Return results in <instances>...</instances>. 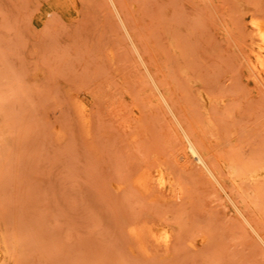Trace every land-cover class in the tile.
Returning <instances> with one entry per match:
<instances>
[{
  "label": "rangeland",
  "instance_id": "rangeland-1",
  "mask_svg": "<svg viewBox=\"0 0 264 264\" xmlns=\"http://www.w3.org/2000/svg\"><path fill=\"white\" fill-rule=\"evenodd\" d=\"M115 1L232 200L178 159L108 0H0V264H264V0ZM157 166L170 187L134 184ZM144 221L169 249L140 250Z\"/></svg>",
  "mask_w": 264,
  "mask_h": 264
},
{
  "label": "bare ground",
  "instance_id": "bare-ground-1",
  "mask_svg": "<svg viewBox=\"0 0 264 264\" xmlns=\"http://www.w3.org/2000/svg\"><path fill=\"white\" fill-rule=\"evenodd\" d=\"M115 15L117 16L118 20L120 21L122 27L126 31L127 35L130 37L132 40V34L127 28V25L125 23V20L116 4L115 0H108ZM251 26L253 30V36L258 40V45L256 48H254V57L256 59V64H255V69L257 72L264 74V18L259 19L252 17L251 18ZM133 47L138 55L139 60L145 67L147 74L159 93L160 99L164 106L166 107L167 111L170 113L171 117L173 118V122L175 123L177 133L179 136V140L181 143L180 147V152L177 154L178 159L181 160L183 166H196L200 169V171L206 176V178L213 183L215 186L219 187L220 190L225 193L230 200V195L228 194L227 190L225 189L223 183L221 182V179L219 177L218 171L214 167V165L211 163L209 156H208V150L207 147L205 149L202 140H199L196 138V136L183 124L182 120L180 117L177 115L175 112L171 102L169 101L168 97L165 95V93L162 91L160 83L157 81L156 77L150 72L144 57L142 53L140 52L138 46L133 42ZM76 107L77 103H76ZM75 107V108H76ZM83 108V107H82ZM85 108V107H84ZM78 113L82 111L80 108L76 109ZM78 114V115H79ZM88 114V113H87ZM83 113H82V118L83 119ZM88 117V116H87ZM80 118V117H79ZM90 119V117H89ZM83 121V120H82ZM84 123L85 120L83 121ZM90 124V123H89ZM86 127V125H85ZM172 178L168 173L161 167L157 166V168L154 171H150L149 169H145L141 171L136 177H134V184L142 188L145 192L147 193H152L153 192V187L151 186V183L154 182L156 185L161 188L165 189L168 186H171L172 183ZM239 212L242 214L240 209L238 208ZM243 215V214H242ZM245 221L251 225L248 219L243 215ZM253 228V226H251ZM254 229V228H253ZM150 224L147 222H140V224L135 226L133 232L134 238L140 243V250L143 251L145 249L146 251L144 252H149L146 244L149 242L154 244V246H158L161 248L164 247L167 249L169 247V241H170V233L168 230H164V232H160V234H157ZM162 230V229H161ZM255 230V229H254ZM160 231V230H159ZM162 233V234H161ZM132 234V233H131ZM158 247L154 248L155 250H158ZM169 249V248H168ZM165 251V250H164Z\"/></svg>",
  "mask_w": 264,
  "mask_h": 264
}]
</instances>
